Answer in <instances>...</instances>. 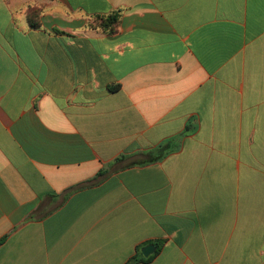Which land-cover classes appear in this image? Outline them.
Masks as SVG:
<instances>
[{
    "label": "crops",
    "instance_id": "crops-1",
    "mask_svg": "<svg viewBox=\"0 0 264 264\" xmlns=\"http://www.w3.org/2000/svg\"><path fill=\"white\" fill-rule=\"evenodd\" d=\"M150 244L264 264V0H0V264Z\"/></svg>",
    "mask_w": 264,
    "mask_h": 264
},
{
    "label": "trees",
    "instance_id": "trees-1",
    "mask_svg": "<svg viewBox=\"0 0 264 264\" xmlns=\"http://www.w3.org/2000/svg\"><path fill=\"white\" fill-rule=\"evenodd\" d=\"M118 22V13L114 12L107 16H97L94 18L92 22L88 23V27L90 28H97L102 31H107L109 33H113L116 28V24ZM172 150L168 148L167 145H159L156 148L150 150L149 152L152 153L151 158L148 160V162L153 161H159L164 158L168 153H170ZM151 258V256L144 258L142 257V254L140 252V247L137 248V254L133 255L127 264H136L138 262L148 261Z\"/></svg>",
    "mask_w": 264,
    "mask_h": 264
},
{
    "label": "water",
    "instance_id": "water-1",
    "mask_svg": "<svg viewBox=\"0 0 264 264\" xmlns=\"http://www.w3.org/2000/svg\"><path fill=\"white\" fill-rule=\"evenodd\" d=\"M155 250L154 245H147L145 247H143L140 252L142 254L143 257L147 258L149 255H151Z\"/></svg>",
    "mask_w": 264,
    "mask_h": 264
}]
</instances>
